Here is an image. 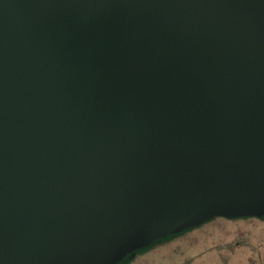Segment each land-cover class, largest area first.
<instances>
[{
	"label": "water",
	"instance_id": "obj_1",
	"mask_svg": "<svg viewBox=\"0 0 264 264\" xmlns=\"http://www.w3.org/2000/svg\"><path fill=\"white\" fill-rule=\"evenodd\" d=\"M264 221V0H0V264H129Z\"/></svg>",
	"mask_w": 264,
	"mask_h": 264
},
{
	"label": "rangeland",
	"instance_id": "obj_2",
	"mask_svg": "<svg viewBox=\"0 0 264 264\" xmlns=\"http://www.w3.org/2000/svg\"><path fill=\"white\" fill-rule=\"evenodd\" d=\"M129 264H264V223L217 218Z\"/></svg>",
	"mask_w": 264,
	"mask_h": 264
},
{
	"label": "flooded vegetation",
	"instance_id": "obj_3",
	"mask_svg": "<svg viewBox=\"0 0 264 264\" xmlns=\"http://www.w3.org/2000/svg\"><path fill=\"white\" fill-rule=\"evenodd\" d=\"M248 219H252V218H248ZM238 220H247V219H238ZM258 220V219H257ZM261 221V220H260ZM262 223H264V221H262Z\"/></svg>",
	"mask_w": 264,
	"mask_h": 264
},
{
	"label": "trees",
	"instance_id": "obj_4",
	"mask_svg": "<svg viewBox=\"0 0 264 264\" xmlns=\"http://www.w3.org/2000/svg\"><path fill=\"white\" fill-rule=\"evenodd\" d=\"M221 219H223V218H221ZM253 219V218H252ZM214 221V220H213ZM212 222V221H211ZM210 223V222H209ZM208 224V223H207Z\"/></svg>",
	"mask_w": 264,
	"mask_h": 264
}]
</instances>
